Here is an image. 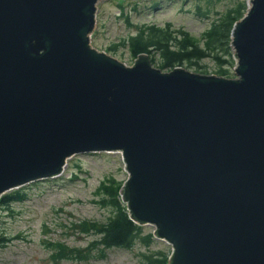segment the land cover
I'll use <instances>...</instances> for the list:
<instances>
[{
	"label": "water",
	"instance_id": "1",
	"mask_svg": "<svg viewBox=\"0 0 264 264\" xmlns=\"http://www.w3.org/2000/svg\"><path fill=\"white\" fill-rule=\"evenodd\" d=\"M98 1L0 0V197L121 152L169 264H264V0L233 24V76L96 48Z\"/></svg>",
	"mask_w": 264,
	"mask_h": 264
},
{
	"label": "rangeland",
	"instance_id": "2",
	"mask_svg": "<svg viewBox=\"0 0 264 264\" xmlns=\"http://www.w3.org/2000/svg\"><path fill=\"white\" fill-rule=\"evenodd\" d=\"M238 1H246L248 6L247 0H99L91 43L106 51L110 44L119 43L115 51L108 52L131 64L133 55L128 44L121 41L136 33L139 25L171 22L173 27H183L200 39L212 21ZM154 57L153 65L157 66L159 59ZM201 63L204 66H183L216 73L218 63L214 59L206 57ZM234 66L235 62L228 66L227 76L235 75ZM127 177L121 152H82L68 158L60 175L18 187L26 191V196L0 209L2 230L11 238L0 246V264H159L155 259H167L160 264H169L167 255L172 245L156 235L149 243L138 238L130 248H105L98 240L100 233L84 230L85 221L109 219L115 205L104 197L107 191H113V185L119 187L116 196L120 197ZM143 226V235L154 229L151 224ZM62 244L94 250L86 259L75 255L60 258L57 250Z\"/></svg>",
	"mask_w": 264,
	"mask_h": 264
},
{
	"label": "trees",
	"instance_id": "3",
	"mask_svg": "<svg viewBox=\"0 0 264 264\" xmlns=\"http://www.w3.org/2000/svg\"><path fill=\"white\" fill-rule=\"evenodd\" d=\"M124 9V5H121ZM246 1H238L231 7H228L224 12L214 19L211 25L204 30L203 38L193 36L187 29L173 27L171 22L164 25L158 23L142 24L136 33L125 37L121 44H128L131 54L148 52L153 64H155L154 54L158 57L159 67L169 70L176 65L189 66L199 65L206 57L214 59L218 63L216 69L217 74L229 75V65L234 64V60L230 57L233 53L231 45V31L233 24L243 16L246 11ZM207 15L206 12H202ZM129 18V16H128ZM203 39V43L201 41ZM119 43H112L108 46V51H115ZM122 187V186H121ZM118 186L113 185V191H107L104 199L115 205V210L109 219L105 222L93 223L85 221L83 223L84 230H95L100 233V243L105 248L111 247H126L130 248L136 243L138 238H142L145 243H149V239L153 238L154 233H143V225H139L131 218L127 204L123 202L122 197L116 196ZM121 189V188H120ZM26 196V191L22 189H13L5 192L0 197V209L10 206L14 201L21 200ZM4 206V207H3ZM1 218V217H0ZM88 223V227L85 226ZM10 237L2 230L0 221V246L7 244ZM92 246H96L93 243ZM94 248L84 249L69 247L62 244L61 249L57 251L60 258L76 257L86 259L92 254ZM101 251V249H99ZM169 257V255H167ZM166 263L167 259H155V262Z\"/></svg>",
	"mask_w": 264,
	"mask_h": 264
}]
</instances>
